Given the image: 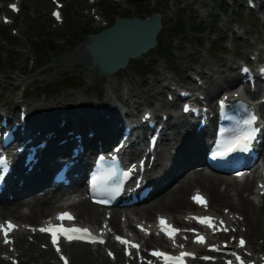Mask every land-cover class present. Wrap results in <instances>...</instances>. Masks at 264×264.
<instances>
[{
  "label": "rangeland",
  "instance_id": "rangeland-1",
  "mask_svg": "<svg viewBox=\"0 0 264 264\" xmlns=\"http://www.w3.org/2000/svg\"><path fill=\"white\" fill-rule=\"evenodd\" d=\"M63 1L66 2V20L62 26L54 24L50 17V10L53 8L51 0H23V11L13 26L2 23L5 12H0L1 109L9 110L15 106L7 96L16 89L17 84H21V90L28 86L27 102L30 103L45 96L50 102L53 99L60 100L70 91H79L81 96L86 97L88 94L92 100H101L107 91L114 92L113 96L120 95L122 88L129 84L139 94L141 104H149L158 112L165 109L171 111L170 107L162 105L166 103V94L157 95L155 92L161 90L164 76L187 84L189 72L196 74L197 70L207 71L209 66H214L223 68L224 75L232 77L236 74L238 62L252 58L256 49L263 50L262 57L260 56L263 61L264 13L248 12L241 0L235 3L228 1L229 8H225L222 0H145L142 7L139 5L141 3L130 0H121L120 3L116 2L119 0H100L99 5L86 0ZM141 8L152 13L159 11L164 15L165 30H169L179 18H184L188 23L194 20L196 23L204 22L206 28L202 35L203 42L189 28L187 36L174 39L169 38L166 32L161 42L166 43L170 57L162 56L161 48H156L143 57L132 60L126 70L117 74L118 89L110 90L103 77L97 84L91 85L88 81V61L84 54H77L73 47L86 40L88 34H95L102 29L104 22L97 23L96 17L103 16L105 20L113 22L117 17L127 15L131 18ZM94 11L100 16H93ZM238 26L248 32L245 35L248 39L241 40V46L235 41L238 35L234 30L239 31ZM211 33L215 35L211 37ZM38 47L42 48L39 50L40 54L36 52ZM4 54L5 57L2 58ZM34 60L36 65L32 68ZM45 62L50 64L44 65ZM154 65L151 69L153 72L149 75L140 70L141 67ZM114 102L116 105L120 104L115 99ZM16 111L18 112V108ZM256 242L258 246L264 245V238L258 236ZM100 252L104 260H98L97 254L91 256L85 248L75 246L70 249L72 264H122L111 263L104 251ZM49 254L37 247L23 255L22 264H58L57 259ZM0 264L10 263L0 261Z\"/></svg>",
  "mask_w": 264,
  "mask_h": 264
},
{
  "label": "bare ground",
  "instance_id": "bare-ground-1",
  "mask_svg": "<svg viewBox=\"0 0 264 264\" xmlns=\"http://www.w3.org/2000/svg\"><path fill=\"white\" fill-rule=\"evenodd\" d=\"M81 50L84 51V49ZM217 73L223 74V71L216 69L214 66H209L208 72H202L201 74H203L205 84L207 85L214 80L217 81L215 78V74ZM197 76H200V74H197ZM115 77L116 76L114 75L105 77L107 80L106 84L110 90L118 89V83L115 81ZM220 77L223 85L226 83L235 85L238 80L236 76L231 80L229 79L230 77L225 76L224 74L220 75ZM189 79H191V77H189L188 80ZM165 80L169 79L163 78V83L160 88H169L170 84L164 82ZM157 82H159V80ZM206 85L203 93L207 96L208 102L212 104L211 100H214L218 93L216 90H213L214 88H211L213 85ZM161 90L158 91V94L162 93ZM78 92L79 91H70V93L64 95L60 100L53 99L50 102V100H47V97H45V99H41L39 101L36 99V103L28 104L27 109L30 113V118L32 117L29 121L28 128L36 126L37 123L35 121V117H38V115H36L38 113L46 117L43 118V120L47 121L48 119H51L53 121H51V124L53 123L54 129L50 131L54 133L52 143L56 142L59 138H63L68 140L66 147H69L75 142V140L72 136L67 135L68 131L79 132L88 128V130L93 131L96 135L95 139L87 143L88 150H90L92 146L96 147L97 141H101L103 146L109 147L111 142L114 141L119 133L116 122L118 119L120 120V112L116 111L117 106H113L114 98L121 101V105L123 107H128L132 105V103L138 102L137 98L139 97V94L136 93L130 85L124 86L122 97L117 94L113 96L114 92L107 91V93L102 97L104 101H101L102 99L92 101L89 97H81ZM7 97L10 101H14L16 98L14 91H11ZM8 113H14L13 108L10 109ZM121 114L123 116V112H121ZM61 115H63L62 118L66 121V124L63 127H59L55 124V122L60 120ZM105 116H110V120H107ZM39 127L41 131L47 129V125L44 123L40 124ZM174 128H176V126H174ZM40 130H37L36 132H39ZM203 154V141L197 140L192 133L188 134L184 141H182L178 154L174 156V158L172 157V170L169 167H165L164 171L159 176L152 179L154 184L157 186L158 192L164 189L165 191L161 197L156 200V202L146 208L143 213V216L145 217L142 219L151 218L156 212H159L164 215H169L176 222H181L180 216L183 215V217H185L189 211L195 208L193 204L186 199V193L194 185H201L211 200L213 211L214 208L225 205V207L229 208L233 214L235 212L245 216V221L250 227V232L248 234L249 243L250 246L255 249L257 247L256 237L261 235L264 238V204L255 203L253 199L243 194V188H248L252 195L255 193L256 186L254 181H251L248 178H246L243 182H238L233 179L221 180L218 177L210 176L204 172H192L187 176H183V179L179 182L176 189L166 190V188H164L162 184L164 181L176 178L178 176L176 173L181 171L183 167L192 160L201 161ZM28 179H26V181ZM223 182H225L229 188L226 191H223L220 188V184ZM78 186H80L79 183ZM26 190H29V188L27 187L23 191ZM234 198L236 200H234ZM20 207H28L30 213L26 214L20 212ZM73 208L80 222H83L84 224L93 225V217L95 216V219H99L102 215L99 208H96L84 200L79 202ZM56 209V205L49 203L48 199L45 197H34L31 202L29 201L27 203H19L18 201L15 203H5L2 207H0V216L13 218L17 217L15 219L19 220L21 223L29 224L30 219L35 220L36 218H39V216H45L53 213ZM217 212H219L218 209ZM111 225L119 230L117 217L113 218ZM241 226H243V224ZM17 244L23 249L22 253H25L29 248H31V245L26 243V237L23 235H18ZM74 246L83 247L90 253L91 256L93 255L89 249L91 248L90 246L71 244L68 248H72ZM0 248H4V246L0 244ZM96 254L98 255V260L103 259L99 250L96 251ZM11 256L15 257L13 254ZM261 261L262 260L260 259L258 263Z\"/></svg>",
  "mask_w": 264,
  "mask_h": 264
},
{
  "label": "water",
  "instance_id": "water-1",
  "mask_svg": "<svg viewBox=\"0 0 264 264\" xmlns=\"http://www.w3.org/2000/svg\"><path fill=\"white\" fill-rule=\"evenodd\" d=\"M161 17L154 15L143 21L138 18L119 20L110 30L90 39L82 47L89 53L91 67L101 74H112L125 67L130 58L138 57L156 45Z\"/></svg>",
  "mask_w": 264,
  "mask_h": 264
},
{
  "label": "snow or ice",
  "instance_id": "snow-or-ice-1",
  "mask_svg": "<svg viewBox=\"0 0 264 264\" xmlns=\"http://www.w3.org/2000/svg\"><path fill=\"white\" fill-rule=\"evenodd\" d=\"M11 7L14 10H16L15 5H11ZM54 15H56L57 18H59L58 13H54ZM243 71L248 72V69L245 68V69H243ZM185 110L187 111L189 109L186 107ZM256 119H257L256 116L254 114H252L248 119L244 120L243 124L245 126V130L242 131L240 134L236 135L229 142L228 147L225 151H220L217 153V155L218 156H226L229 153L237 151V150H239V151L249 150L251 147V142L255 139V134L257 131V129H255L253 127ZM125 175H127V173H125ZM193 199L195 202H197L199 204L206 205L205 199L199 193H197L193 197ZM57 219H59V220H64V219L72 220L74 218L69 213H61L57 217ZM195 219H197V221L199 223L205 224L210 228L214 227L213 220L211 217H202V218L197 217ZM221 223H223V222H221ZM160 225H161V230L164 231L165 234L168 235L169 238L173 239V240L175 238V235L180 231L179 229H176V228L172 227L170 224H168L167 221L163 218H161V220H160ZM15 227H16V225H13L11 222H8L6 227L4 225H0V231H3L4 236H5V243H9V241L7 240L8 233L10 231H12L13 229H15ZM223 230L227 231V229H223ZM40 231L48 232L52 236V242H53L54 246L58 245V237L59 236H63L69 242H71L74 239H88L89 242L103 243L102 240L97 241V239L95 237H92L91 233L86 228H77V227L66 228L63 226V224H60V225L49 224L47 227L41 228ZM192 231L195 232V230H192ZM196 235H197V239L195 240L196 243L203 244L206 242L205 238L202 235H199L198 233ZM117 239L123 244L130 245L131 247H134L137 249L139 248V245L131 243V242H129L123 238L117 237ZM244 243H245L244 240L241 239L240 240V246L243 247ZM212 250H219V249H217V248H215V246H213ZM57 251H60L58 246H57ZM152 255L162 258L164 260V264H185V257L192 256L193 254L189 253V252H181L179 256H170L167 253L154 251L152 253ZM205 259H208V258L205 257ZM236 259L240 262V264H244L243 260L239 256H237ZM65 264H67L66 260H65ZM228 264H231V262H228Z\"/></svg>",
  "mask_w": 264,
  "mask_h": 264
},
{
  "label": "trees",
  "instance_id": "trees-1",
  "mask_svg": "<svg viewBox=\"0 0 264 264\" xmlns=\"http://www.w3.org/2000/svg\"><path fill=\"white\" fill-rule=\"evenodd\" d=\"M184 28H185V25H183V24H180V26L178 27V28H174V32H176V34L177 33H179L180 31H183L184 30ZM180 29V30H179Z\"/></svg>",
  "mask_w": 264,
  "mask_h": 264
}]
</instances>
